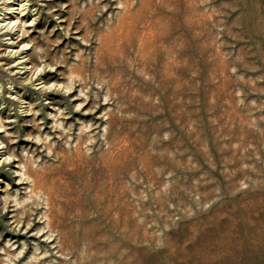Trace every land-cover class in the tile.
<instances>
[{
    "label": "rangeland",
    "instance_id": "1",
    "mask_svg": "<svg viewBox=\"0 0 264 264\" xmlns=\"http://www.w3.org/2000/svg\"><path fill=\"white\" fill-rule=\"evenodd\" d=\"M17 2L0 264H264V0Z\"/></svg>",
    "mask_w": 264,
    "mask_h": 264
},
{
    "label": "bare ground",
    "instance_id": "2",
    "mask_svg": "<svg viewBox=\"0 0 264 264\" xmlns=\"http://www.w3.org/2000/svg\"><path fill=\"white\" fill-rule=\"evenodd\" d=\"M14 2V1H13ZM17 7H16V11H17V15L16 16H18L19 14L21 15V14H23V9H25L26 8V6H24L23 4H24V2H23V0H18V2H17ZM12 8V7H11ZM28 8V7H27ZM7 12V11H6ZM16 14V13H15ZM11 17V16H10ZM19 18L20 17H17V19L14 21V20H12L11 21V18H10V20L7 22V24L9 25V23L10 24H13L14 22H16L17 20V22H19ZM2 19H4V18H2ZM13 19V18H12ZM6 20V19H5ZM3 21V20H2ZM4 22V21H3ZM5 23V22H4ZM21 23V22H20ZM21 26H22V24H21ZM18 27V26H17ZM8 28V27H7ZM21 28V27H20ZM9 29V28H8ZM16 29V28H15ZM20 30V29H19ZM7 31V30H6ZM10 31V30H9ZM3 33V32H2ZM15 33V32H14ZM18 33V32H17ZM7 34V33H6ZM11 34V33H10ZM19 34V33H18ZM17 35V34H16ZM8 38V37H7ZM12 43H14L13 41H12ZM7 44V43H6ZM11 44V43H10ZM24 44V43H23ZM8 46H9V44H8ZM15 49V48H14ZM21 49V48H20ZM6 50V49H5ZM12 50V49H11ZM10 50V51H11ZM19 51V50H18ZM8 52V51H7ZM10 53V52H9ZM7 54V53H6ZM9 55V54H8ZM7 55V56H8ZM10 55H12L11 53H10ZM9 57V56H8ZM11 61V60H10ZM12 62V61H11ZM23 62V61H22ZM16 63V62H15ZM13 65V64H12ZM35 66V65H34ZM14 67V66H13ZM16 67H17V65H16ZM24 67V66H23ZM27 67V66H26ZM33 68V67H32ZM31 68V69H32ZM10 69H11V67H10ZM26 69V68H25ZM30 69V70H31ZM36 69V68H35ZM27 70V69H26ZM39 70V69H38ZM3 124V123H2ZM3 126H4V124H3ZM0 128H1V124H0ZM2 130V129H1ZM0 144H3V141L2 140H0ZM4 145V144H3ZM0 147H2L1 145H0ZM3 150V149H2ZM2 153V152H1ZM7 158V156H5V159ZM8 159V158H7ZM10 159V158H9ZM6 161V160H5ZM62 229V228H61ZM65 239V238H64ZM64 244H65V242H64Z\"/></svg>",
    "mask_w": 264,
    "mask_h": 264
}]
</instances>
